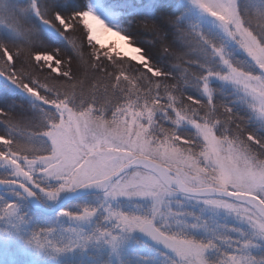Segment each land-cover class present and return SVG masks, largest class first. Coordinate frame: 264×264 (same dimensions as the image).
I'll return each instance as SVG.
<instances>
[{"label": "snow or ice", "instance_id": "1", "mask_svg": "<svg viewBox=\"0 0 264 264\" xmlns=\"http://www.w3.org/2000/svg\"><path fill=\"white\" fill-rule=\"evenodd\" d=\"M0 264H264V0H0Z\"/></svg>", "mask_w": 264, "mask_h": 264}]
</instances>
